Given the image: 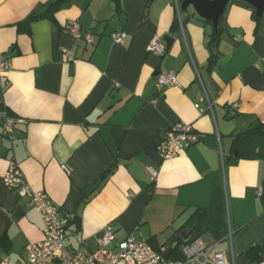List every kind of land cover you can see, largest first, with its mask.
I'll return each mask as SVG.
<instances>
[{"label":"crops","instance_id":"crops-1","mask_svg":"<svg viewBox=\"0 0 264 264\" xmlns=\"http://www.w3.org/2000/svg\"><path fill=\"white\" fill-rule=\"evenodd\" d=\"M55 1L0 0V56L10 63L0 110L25 121L14 142H0V261L22 264L44 240L41 214L4 184L15 161L33 191L73 217L65 242L83 254L98 250L107 226L117 242L154 239L165 253L222 180L228 234L218 249L231 254V231L234 264H250L246 253L264 245V161L235 160L233 143L264 125V16L257 23L246 3L230 2L217 47L213 24L180 0L178 31L176 0H65L53 19L27 23ZM153 38L170 39L164 56L147 51ZM169 72L180 85L160 93L157 76ZM179 123L200 140L163 160L157 147Z\"/></svg>","mask_w":264,"mask_h":264},{"label":"built area","instance_id":"built-area-1","mask_svg":"<svg viewBox=\"0 0 264 264\" xmlns=\"http://www.w3.org/2000/svg\"><path fill=\"white\" fill-rule=\"evenodd\" d=\"M177 12L180 20V7L176 0ZM71 35L80 38V25L73 22L70 26ZM112 39L116 44L122 45L127 39L124 32L115 33ZM88 44L93 43L91 36L86 37ZM147 51L159 57L167 53L165 43L159 38H153ZM10 70L9 61L0 56V90L8 86L5 76ZM198 74V73H197ZM198 77L200 78L199 74ZM175 72L159 73L157 88L161 93L168 86H179ZM207 111H213L212 103L207 99ZM237 107V106H236ZM196 108L203 112L200 105ZM2 132L0 142H14L15 128L25 124L21 118L10 116L6 111L0 110ZM200 140L199 134L189 124L179 123L167 131L164 140L157 147L163 160H169L180 155L186 148ZM67 174L70 172L64 167ZM153 178L157 172L149 167ZM5 186L17 193L20 198L27 199L30 205L41 214L44 221V240L40 243L30 244L25 250V260L22 264H234L231 231L227 237L231 246V254L218 249L220 242L207 244L203 238L182 247L183 260H164V252L156 251L147 241L139 240L134 235H129L125 240L117 242L113 229L107 226L98 238V250L91 254L71 251L66 245V231L73 217L62 212L45 192H35L27 182L23 172L15 161H10L8 170L3 178ZM0 264H10L7 259Z\"/></svg>","mask_w":264,"mask_h":264},{"label":"trees","instance_id":"trees-1","mask_svg":"<svg viewBox=\"0 0 264 264\" xmlns=\"http://www.w3.org/2000/svg\"><path fill=\"white\" fill-rule=\"evenodd\" d=\"M155 0H147L148 8L152 5ZM65 2V0H56L53 2L48 9L39 16H32L28 19L27 23H30L35 20L43 19V18H54V14L60 9V6ZM180 2H184V0H180ZM253 11L254 19L257 23H259L263 17H258L256 15V10L246 4ZM182 13V10H180ZM225 17L224 14L221 16L219 20L218 29H213V32L210 36L209 45L212 47H217L219 44L222 34L225 29ZM204 23L211 24L210 20H203ZM179 18H177L174 30H179L181 25ZM215 54L212 53L210 60H215ZM233 151L237 153L235 160H263L264 161V125H260L250 131L239 135L235 138L233 143ZM213 203L208 208L197 209L188 222L186 223L184 229L192 230V237L183 242L181 238V232L177 234L175 237V241L172 245H176L174 249V254L171 259L174 261H180L184 259L183 254H181V247L185 244L192 243L197 239L203 238L206 235H209L215 241H222L228 234V219L226 215V205H225V197H224V188L222 180L217 184L215 191L213 193ZM154 239L149 242V244L156 250L154 246ZM157 251V250H156ZM179 253L177 256L175 253ZM246 257L250 264H258L264 261V245L257 246L250 249L246 253Z\"/></svg>","mask_w":264,"mask_h":264},{"label":"water","instance_id":"water-1","mask_svg":"<svg viewBox=\"0 0 264 264\" xmlns=\"http://www.w3.org/2000/svg\"><path fill=\"white\" fill-rule=\"evenodd\" d=\"M235 0H184L182 9L185 10L189 6H193L196 13L205 20H210L213 24L215 30L218 29L219 20L221 16L224 14L227 5ZM242 1L249 6L253 7L256 10V15L258 17L264 16V0H239ZM164 42L167 44V50L170 46V39L164 38ZM236 154V153H235ZM133 170L135 172H139L138 165L133 166ZM143 176V174H142ZM19 212V209L17 210ZM193 235L192 230H186L181 234L182 241H188ZM176 248V245L171 246L165 253H164V260H168L171 253Z\"/></svg>","mask_w":264,"mask_h":264},{"label":"rangeland","instance_id":"rangeland-1","mask_svg":"<svg viewBox=\"0 0 264 264\" xmlns=\"http://www.w3.org/2000/svg\"><path fill=\"white\" fill-rule=\"evenodd\" d=\"M203 239H204L205 242H209L210 241V238L208 237V235L204 236Z\"/></svg>","mask_w":264,"mask_h":264}]
</instances>
